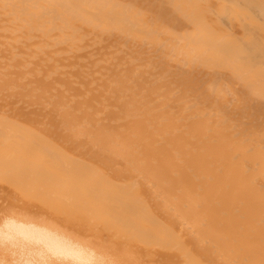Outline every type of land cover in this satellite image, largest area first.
Listing matches in <instances>:
<instances>
[{
    "label": "bare ground",
    "instance_id": "6f19581e",
    "mask_svg": "<svg viewBox=\"0 0 264 264\" xmlns=\"http://www.w3.org/2000/svg\"><path fill=\"white\" fill-rule=\"evenodd\" d=\"M4 167L0 264H264V0H0Z\"/></svg>",
    "mask_w": 264,
    "mask_h": 264
},
{
    "label": "rangeland",
    "instance_id": "374dc122",
    "mask_svg": "<svg viewBox=\"0 0 264 264\" xmlns=\"http://www.w3.org/2000/svg\"><path fill=\"white\" fill-rule=\"evenodd\" d=\"M2 168H3V167H2ZM2 168H1V170H2ZM6 168H7V171H5ZM35 168H36V167H35ZM47 168H48V167H47ZM51 168H52V167H49V169H46V170H49V174H51L50 171L52 172ZM53 168H56V167H53ZM53 168H52V169H53ZM67 168H68V167H67ZM69 168L74 169V167H69ZM77 168H78V167H76V169L73 170V174H72V176L69 175L71 169H70L69 171H67L68 174H66V172H65V173L60 172L61 170H63V172H64V170L66 169V167H63V169H62L61 167H57V168L55 169V172H57V175H58V174H59V173H58V169H59V170H60V171H59V172H60V175L62 174L61 177L64 176L65 179H66V178H67L66 176H68V179H67V180L70 181V180H72V179L74 178V175H76V176H79V175L82 176L80 173H82V168H83V167H82V168L80 167L81 171L78 170V171L80 172L79 175H78V173H77ZM84 168H88V167H84ZM84 168H83V169H84ZM95 168H96V167H93L92 169H93L94 171H96ZM100 168H101V167H100ZM8 169H9V172H11V174L13 173V177H11V174H9L10 177H11V179H13V181H10L9 179H7V178H10L9 176L6 177L5 172H6L7 175H8ZM12 169H13V167H12ZM12 169L9 168V167H4V169H3L2 171L0 170V177L3 175V176L1 177L0 180H2L3 182L8 181V183L10 184L9 188H11V193H10L9 188H8V190H7V185H8V183L6 184V187H5L4 184H3L2 181H1V186H0V188H1V189H0V196H2L3 193H5L4 191H5V189H6V191H7L6 193L9 195V197H12V198H9L10 200H8L7 197H6V200H5L4 197L7 196L6 194L3 195L2 197H0L1 201H3V199L5 200L2 204L7 203V202H10V201H13V202L16 203V204H19V203L22 204V203H23V200L21 201L20 199L24 198V202H25V200L28 198V197H27L28 195H30L29 198H28V199H30V197H31V194H30V193H31V192H30L29 194H27V196H26V195H25V194H26V193H25V192H26V191H25V187H24V196H26V199H25L24 196H22V197L20 198L19 193H20L21 191L23 192V190H21V188L23 189L22 186H23V185L25 186V184H26V185L29 184L28 186H26V188H27V190H28V187L30 186L31 182H34V181H37V180H38V183H39V179L41 178L40 175H38V177H35V176H36L35 171H36L37 169H36V170L34 169V171H31V174H32L31 177H33V175H35V176L33 177V179H31L29 175H27V176H29L30 179L27 178L26 175H25L26 172H25V170H24V169H25V167H24V168H23V170H24V174H22V178H23V176H24V177H25V179L23 178L24 181L27 180L28 182H27V183L25 182V184L23 183V185H20V184H19V180L17 179L18 181H16V179H14V178H15V174H16V172L14 173V171H12ZM18 169L20 170L21 167H19ZM27 169H28V167H27ZM32 169H33V168H32ZM44 169H45V167H44ZM14 170H15V168H14ZM19 170H17L18 173H19ZM85 170H86L87 173L85 172ZM85 170H83V171H84V174H86V175H83V176H82L83 178H84V177H85V178L88 177V172H89V176H90V175H91V176L93 175V172H92L93 170L91 171V173H90L89 169H85ZM90 170H91V167H90ZM97 170H99L98 167H97ZM104 170H106V169H104ZM100 171H102V170H100ZM100 171H98L97 174L103 173V171H102V172H100ZM21 172H22V170H21ZM21 172H20V174H17V178H21V177H19V176L21 175ZM33 172H34V173H33ZM55 172H54V173H55ZM71 172H72V170H71ZM28 173H29V172H28ZM37 173H39V172H37ZM95 173H96V172H94V176H92V177H94V179H95V183H96V181H97V184H98V185L100 184L101 187H102L101 189H103L102 191H104V188H105V187L102 185L103 183H102L101 181H99L98 179H96V176L98 177V175L96 174V176H95ZM4 174H5V176H4ZM52 174H53V172H52ZM105 174L107 175V177L109 176V174H107V171H106V172L104 171V175H105ZM18 175H19V176H18ZM57 175L55 174L54 177H57ZM3 177H4V178H3ZM49 177H50V176H49ZM61 177H58L59 180L61 179ZM69 177H71V178L69 179ZM99 177H100V175H99ZM51 178H52V177H51ZM105 178H106V177H105ZM52 179H54V178H52ZM88 179H89V178H88ZM90 179H91V178H90ZM90 179H89L90 183H89V181H88V184H89L88 188L94 190V192H96L97 196L95 195V193H93V191H91V190L87 191L88 189L85 188V189H86V193H87V197H86V196H84V197H85L86 199H88L89 196H90V197H91V196H94V197H96L97 200L94 199V197H93V198L91 197V200L93 199V200H92L93 202L89 199V202H87V204L92 203L91 206H94V204H95L94 200H96V202L98 201V203L101 204V202H100V200H101V194H100L101 189L99 188L100 186H99V187H95V186H96L95 183H93L92 179H91V180H90ZM99 179H102V177L99 178ZM129 179H130V178H129ZM129 179H124V183H123V182H122V183L120 182V186H119V188L124 189L125 186H127V185L125 184V183H126L125 180H129ZM21 180H22V179H21ZM21 180H20V181H21ZM54 180H56V179H54ZM67 180L64 181L63 178H62V181H64V183H67V182H68ZM106 180H107V179H106ZM130 180H131V179H130ZM130 180H129V182H130ZM14 181H16V185H12V186H11V184H15ZM102 181H103L104 183L106 182L105 179H103ZM111 181H113V180L108 181V183L111 182ZM133 181H134V180H133ZM12 182H13V183H12ZM29 182H30V183H29ZM129 182H127V184H129ZM131 182H132V181H131ZM131 182H130V183H131ZM38 183L35 182V183L32 184V186L34 185V186H33V187H34V191H35L36 189H38V187H37V186H38ZM112 183H113L114 185H117V187H116V186H113V188H110L111 186L108 185V189H110V190H109V193H112L111 196H109V194L107 193V196H109L110 198H112V203L110 202V206H109V207H111V204H112V207H113V208H116V210H119L120 212L123 213L122 215H124V214H125L124 211H126V213H127V208H128L127 205H126L125 203H123L124 205H126L125 208H123L120 204L115 205V204H117V202H116V201L114 200V198H113V197L115 196V194H114V193H115V190L117 189L116 192L119 190V188H118V184H119V182H116V181L114 180ZM117 183H118V184H117ZM132 183H133V182H132ZM67 184H68V183H67ZM35 185H37V186H35ZM40 185H41V184H40ZM13 186H14V189H13V190L15 191V194H14V192H12V187H13ZM17 186H19V187L17 188ZM32 186H30V187L32 188ZM105 186H106V184H105ZM2 187H3V191H2ZM15 187L17 188L18 193H17V191L15 190ZM114 187H115V190H114ZM39 188H40V187H39ZM41 188H42V190L45 192V189L43 188V185H41ZM19 189H20V191H19ZM46 189H47V192H49L47 195H51V196H53V197H56V196L58 197V193H59V192L57 193V195H56L55 192H53V194H54V195H53V194H51L50 189H48V188H46ZM106 189H107V188H106ZM106 189H105V191H106ZM48 190H49V191H48ZM77 190H78V192H77L76 190H73V191H72V190H69V191H63V192H60V194H59V197H60V198H59L60 206H62V202L64 203V201H62V200L65 198V196H68V197L71 196V198L73 197L74 199H77V196H78V195H79V197H80V194H81L80 192H82V189H81L80 187H78ZM97 190H98V191H97ZM111 190H113L114 193H113ZM32 191H33V189H32ZM40 191H41V189H40L39 191H37V193L40 192ZM43 191H41L40 193H43ZM52 191H53V190H52ZM71 191H72V193H74V192L76 191L77 194H74V195L72 196ZM22 192H21V195H22ZM107 192H108V190H107ZM1 193H2V195H1ZM16 193H17V194H16ZM27 193H28V191H27ZM35 193H36V191L34 192V196L36 197V194H35ZM79 193H80V194H79ZM67 194H68V195H67ZM98 194H99V197H98ZM32 195H33V193H32ZM55 195H56V196H55ZM82 195H83V194H82ZM112 195H114V196L112 197ZM42 196H45V197H46V194H45V195H42ZM47 197H48V196H47ZM53 197H50V196H49V198L53 199L54 204H56V202L54 201V198H53ZM82 197H83V196H82ZM36 198H37V197H36ZM71 198H68V199L66 198V199H65V200H66V203H65L66 207L73 208V204H72L73 199H71ZM85 198H83V199L81 198V199H80V202L82 203V201H84ZM18 199H19L20 201H19ZM51 199H50V201H51ZM57 199H58V198H57ZM55 200H56V199H55ZM30 201H31V200H30ZM57 201H58V200H57ZM18 202H19V203H18ZM28 202H29V200H28ZM31 203H33V202L31 201ZM69 203L72 204V207H71V205H70ZM84 203H85V201H84ZM0 204H1V202H0ZM27 204H28V203H27ZM39 204H42V203H39ZM25 205H26V204H25ZM56 205H57V204H56ZM74 205H75V207H81V208L86 206V205L84 206L83 203H82L81 206L78 205V204H74ZM108 205H109V204H108ZM40 206H41V205H40ZM40 206H37L36 209H38V207H40ZM42 206H43V204H42ZM63 206H64V205H63ZM87 206H88V205H87ZM35 207H36V206H35ZM106 207H107V206H106ZM109 207H108V208H109ZM112 207H111V209H113ZM39 210H46V207L43 206V208L41 207V208H39ZM122 210H123V211H122ZM57 215H58V214H57ZM126 215H127V214H126ZM58 217H60V215H58ZM120 217H121V216H120ZM120 217H119V218H120ZM64 218H65V219H64ZM64 218L61 217L60 219H63V220H62L63 222H65V220H66L67 225H68V226H71V227H73V228L75 227L76 230L80 229V223H81V221H83V222H82V225H81V229L79 230L80 232L83 231V228H84V227H85V228L88 227V226H86V225H85V226L83 225V223H85V220H84L85 218H80V219H82V220H79V219L76 220V218L74 219L73 217H72V219H71V218H68V217H67V219H66L65 216H64ZM128 218H130L129 215H128L127 219H125V218H124V219L128 222ZM116 219H117V222H118L119 219H118V218H116ZM69 220L72 221V222L74 223V225H73L72 222H71V224L68 223V222H70ZM93 220L95 221L94 218L90 219V225H92V226H94V222H93ZM77 221H78L79 225L77 224ZM87 221H88V218L86 219V223H88ZM96 221H97V220H96ZM123 221H124V220H123ZM92 222H93V224H92ZM117 222H116V223H117ZM119 222L121 223L122 220L120 219ZM119 222L117 223V225L120 224ZM127 222H126V224L128 225ZM129 222H130V221H129ZM97 223H98V221H97L96 224H95V227H96V228H97V226H96ZM113 223L115 224V221H113L112 223H110V224H109L110 226H107V227H109L108 230L111 229V230H110V231H111V234H112V231H113V235L117 233V234H119V236H120V234H121V232H122V235H124L125 237H126V234H127V238H125V239L129 240V239H130V235H131V233H129V232H130V229H129V231H126V227H125V230H123V229H119V233H118V229L116 228V229H117V232L115 233L114 231H116V229H115V227L113 226V225H114ZM122 223H123V225L126 226V224H124L125 222H122ZM122 223L119 225L120 227H121ZM87 225H88V224H87ZM90 225H89V231H88V229H87V230L84 229V232H83V233H86V234H87V232H88V234H89V233H91V234H98V230H95L96 228L94 229V227H93V229H94V233L91 232V231H93V230H92V227H91ZM77 226H78V227H77ZM103 226H104V225H103ZM103 226H102V227H103ZM102 227H101V228L99 227V230H101ZM110 227H111V228H110ZM113 227H114V228H113ZM122 227H123V226H122ZM127 227H129V226H127ZM75 228H74V229H75ZM90 228H91V230H90ZM104 228H105V227H103V229H104ZM112 228H113V229H112ZM97 229H98V228H97ZM103 229H102V231H104ZM106 230H107V229H106ZM110 231H109V232H110ZM123 231H124V232H123ZM125 231H126V233H125ZM109 232H107L108 235H111ZM100 233H101V232H100ZM128 233H129V234H128ZM102 234L104 235V232H103ZM99 235H100V234H99ZM111 236H112V235H111ZM119 236H118V237H119ZM118 237H117L116 235L114 236V238H116V241L119 240V239L121 238V236H120L119 239H118ZM122 237H123V236H122ZM111 238L114 240L113 236H112ZM131 238H132V237H131ZM121 239H122V238H121ZM121 239H120V240H121ZM129 241H130V240H129Z\"/></svg>",
    "mask_w": 264,
    "mask_h": 264
}]
</instances>
